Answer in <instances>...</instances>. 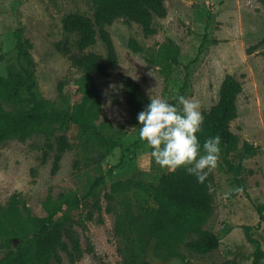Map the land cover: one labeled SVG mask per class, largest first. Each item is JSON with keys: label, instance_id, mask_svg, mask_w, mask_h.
I'll list each match as a JSON object with an SVG mask.
<instances>
[{"label": "rangeland", "instance_id": "1", "mask_svg": "<svg viewBox=\"0 0 264 264\" xmlns=\"http://www.w3.org/2000/svg\"><path fill=\"white\" fill-rule=\"evenodd\" d=\"M164 4L167 15L154 18V35L146 36L138 24L124 18L106 27L118 62L109 66L106 75L94 74L103 105L96 124L103 118L110 123L111 128L103 133L116 141V146L102 141L92 130L63 123L56 135H66L71 147L53 175L55 139L50 140L51 149L43 135L0 143V205L7 212L16 210L23 219L42 218L48 195L55 200L61 195L82 199L77 207L65 211L78 220L73 230L84 253L71 263L60 251L62 261L52 264H119V249L124 244L114 228L122 202L129 199L133 206L146 205L147 199L135 188L108 199L107 195H113L111 186L126 180L137 186V182L153 181L157 174L168 171L156 165L139 139L140 126L133 123L126 97L127 77L150 98L160 97L174 105L180 95L196 99L202 113L217 103L226 74L242 83L238 115L230 123L239 139V148L231 156L235 169L229 170L219 155L218 166L212 171L215 208L205 228L219 235V247L206 255L183 247L181 253L190 264L253 262L255 246L246 240L245 226L251 227L264 250V219L260 222L258 211L264 207V4L260 0H164ZM73 12L92 15L93 5L90 0H0V75L9 67H18L17 37L29 40L37 94L56 110L68 112L79 99L80 73L59 47L66 44L71 52L76 51V36L62 25L65 15ZM131 38L143 48L141 53L130 49ZM163 44L178 49L179 64L170 66V74L162 70L163 65L147 60L157 58ZM88 51L105 55L99 39ZM0 104L9 108L1 99ZM244 142L254 147L253 154L244 153ZM101 175L104 183L84 198ZM236 187H242L243 192L222 198L229 188ZM86 238L93 252L86 251ZM6 251L0 241V258ZM146 258L153 264H183L180 258H163L153 246ZM259 264H264V259Z\"/></svg>", "mask_w": 264, "mask_h": 264}, {"label": "trees", "instance_id": "2", "mask_svg": "<svg viewBox=\"0 0 264 264\" xmlns=\"http://www.w3.org/2000/svg\"><path fill=\"white\" fill-rule=\"evenodd\" d=\"M92 15L78 12L68 13L62 20L63 29L76 36L75 52L66 44L59 49L65 54L72 67L79 73L77 79L78 101L70 112L56 110L53 103L41 98L36 90L34 65L29 40L17 37L18 67H9L5 75H0V99L9 108L0 104V143L15 138L26 141L34 135H43L48 148H53L50 140L56 141L52 174L59 170L64 152L71 145L66 135H56L63 123L74 127L92 130L102 141L116 146L103 130L111 128L103 118L100 124L103 105L101 95L94 81V74L106 75L109 66L116 65L118 56L107 26L115 20L124 18L135 22L146 36L156 33L154 18H165L167 9L164 0H90ZM264 4V0H260ZM101 41L105 55L88 51ZM135 53L143 48L137 40L131 38L128 43ZM201 44L200 49H202ZM178 49L163 44L158 57L147 60L163 65L166 74L171 73L170 66L179 64ZM159 58V60H158ZM242 92V83L232 74H226L219 90L215 105L204 111L202 130L198 139L203 144L209 137L221 138L220 155L229 170L235 169L231 161L232 154L239 148V139L231 131L230 123L237 118V99ZM126 97L132 111L133 123L139 125L137 116L150 103V97L142 94L140 87L131 78H126ZM244 153H254V147L244 142ZM104 183L99 176L91 184L84 198L93 195ZM118 181L111 186L112 199L115 195H126L132 189L140 191L147 199L146 205H132L124 199L122 210L115 221V235L121 238L124 247L119 249L122 260L119 264H153L147 260L148 249L158 252L163 258H180L183 264H190L181 253V248L206 255L216 250L220 244L218 234L205 228L214 213L213 187L215 176L209 173L203 184L181 168L175 172L162 171L153 181ZM211 186V189L209 188ZM82 199L61 195L55 200L48 195L43 203L45 216L23 219L16 210L7 212L0 205V241L7 251L0 258V264H52L60 263L64 252L71 263H76L83 255L78 235L73 224L78 220L66 214V207H77ZM263 206L258 207L260 222L264 219ZM246 240L255 246L252 264L264 259L261 243L251 234V227H244ZM16 242L14 243V241ZM86 251L93 252L90 240L86 238Z\"/></svg>", "mask_w": 264, "mask_h": 264}, {"label": "clouds", "instance_id": "3", "mask_svg": "<svg viewBox=\"0 0 264 264\" xmlns=\"http://www.w3.org/2000/svg\"><path fill=\"white\" fill-rule=\"evenodd\" d=\"M137 120L139 139L147 145L150 157L159 167L171 172L183 168L200 184L217 168L221 138L219 135L209 137L201 145L197 134L202 130L204 116L198 100L180 95L174 105L154 97ZM242 192V187L229 188L222 198L227 200L233 193Z\"/></svg>", "mask_w": 264, "mask_h": 264}]
</instances>
